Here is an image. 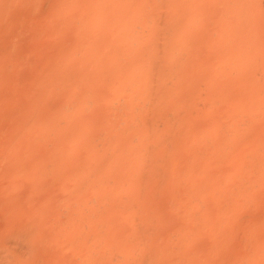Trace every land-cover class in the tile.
<instances>
[{
  "label": "clouds",
  "instance_id": "obj_1",
  "mask_svg": "<svg viewBox=\"0 0 264 264\" xmlns=\"http://www.w3.org/2000/svg\"><path fill=\"white\" fill-rule=\"evenodd\" d=\"M0 264H264V0H0Z\"/></svg>",
  "mask_w": 264,
  "mask_h": 264
},
{
  "label": "bare ground",
  "instance_id": "obj_2",
  "mask_svg": "<svg viewBox=\"0 0 264 264\" xmlns=\"http://www.w3.org/2000/svg\"><path fill=\"white\" fill-rule=\"evenodd\" d=\"M29 72H30V67L29 66H24V68H23V70L21 72V75L23 77H26L29 74Z\"/></svg>",
  "mask_w": 264,
  "mask_h": 264
}]
</instances>
